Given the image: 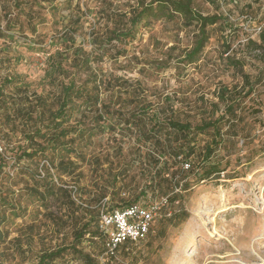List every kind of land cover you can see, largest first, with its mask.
Wrapping results in <instances>:
<instances>
[{
  "label": "rangeland",
  "instance_id": "374dc122",
  "mask_svg": "<svg viewBox=\"0 0 264 264\" xmlns=\"http://www.w3.org/2000/svg\"><path fill=\"white\" fill-rule=\"evenodd\" d=\"M137 1L0 0V88L9 95L21 86L22 98L34 101L38 96L56 109L61 83L73 78L80 85L95 73L102 82L101 102L109 103L111 110L126 115L144 110L147 116L158 114L161 122L172 119L194 126L223 114L222 104L218 109L213 105L220 86L243 85L242 74L222 61L228 55L244 58L243 73L254 84L242 105V119L229 132L222 122L216 146L210 129L197 135L186 162L167 159L161 167L153 161L157 144L153 147L140 137L136 126L120 121V127L119 120H108L105 130L93 128V136L81 144L82 163L68 156L80 163L76 172L58 176L40 157L19 160L24 140L0 109V195L17 208L12 214L6 207L0 225V264H36L42 253L59 247L66 251L53 264L82 263L75 250L88 254L94 264H264V64L255 58L260 51L245 45L264 28V0H195L198 12L222 20L209 28V40L194 64L182 60L194 45L197 26L186 27L178 15L171 20L150 18L134 38L109 44L104 39L105 46L97 47L96 38H104L117 14L128 13ZM105 9L116 16L108 19ZM67 29L73 31V48L89 57L90 69L76 70L73 50L63 52L60 36ZM56 52L63 56L52 62ZM63 58L66 75L52 69ZM9 78L16 81L6 82ZM7 111L13 114L10 107ZM92 116L76 112L68 126L78 120L94 126ZM151 125L147 122L145 128ZM167 134L166 128L157 134L160 144ZM206 145L213 146L211 162L222 171L198 181ZM157 168L160 173H155ZM34 179L39 190L46 184L77 190L72 194L75 205L64 208L61 199L50 197L44 209L25 189L35 185ZM126 203L135 205L134 210H151L153 232L111 254L107 243L115 225L101 226V217L126 210H121ZM180 212L188 214L183 222L168 220ZM76 229L85 230L79 242L74 240Z\"/></svg>",
  "mask_w": 264,
  "mask_h": 264
},
{
  "label": "trees",
  "instance_id": "16d2710c",
  "mask_svg": "<svg viewBox=\"0 0 264 264\" xmlns=\"http://www.w3.org/2000/svg\"><path fill=\"white\" fill-rule=\"evenodd\" d=\"M127 14L128 16H126ZM176 15L181 17L186 27L192 25L197 26L194 45L190 50L185 52L184 59L182 60V62L187 64H194L199 61L209 40V28L217 25L222 20L221 16H205L198 12L195 8V0H150L149 2L139 0L135 6L130 8L128 13L117 14L118 20L115 21L114 28L106 30L104 38L97 37L95 42L98 41L97 47L102 48L105 46V44H103L104 39L106 43L109 44L112 41L134 38L138 27H146L149 25L148 19L165 18L171 20ZM105 16L110 19L116 15L112 16L107 12V9H105ZM2 36L3 34L0 31V37ZM60 39L64 43V53L69 49L73 50L72 64L76 65L78 68L76 70L85 66L87 69H90L89 57H82L79 54L81 50L73 48V31L69 29L65 30L60 36ZM245 45L254 51H260L258 52L259 54H255V58L264 64V28L259 30L256 39L249 38ZM224 47V54H227L229 45L225 44ZM62 56V53L56 52L54 56L50 57V60L54 62L55 57L57 59ZM65 59L66 58L59 59L52 66V69L58 74H69L62 68L60 62ZM222 61L226 62L225 65L227 67L237 70L242 74L243 85L240 89L237 88V85H233L231 88L228 86H220L217 91L218 102L213 105L218 109L219 104H222L224 106L223 114L214 120H204L200 124L194 126L172 119H166L161 122L158 118V114L154 113L147 116L143 112L144 110H139L136 114L131 112L129 115L124 114L120 110H111L109 103L101 102L99 89L102 82H97L96 76H94L95 73L89 74L80 85H77L73 78L66 84L61 83L59 94L55 97L57 104L56 109H52L45 105L38 96H34V101H31L29 97L22 98V96L19 95V91L22 90L21 86L15 87L14 93L9 95H6L2 88H0V109L5 111L7 123L13 124L12 126L14 128H19L21 137L24 140V146L19 148V160L23 158L32 160L34 157H40L46 160L50 166L49 168H52L58 176H71L74 174L79 168L80 163L84 161V156L81 152V144L93 136V128L105 130L106 127H108L105 124L106 121L110 120L113 123L115 119L119 120L117 126H120V121H123L126 127H130L131 125L136 126V132L140 137L147 139L148 142L153 144V147L157 144L155 146V151L158 156L157 158H153L156 165L161 167L167 163V159H173V163L178 164L182 161L186 162L189 156L192 155L197 135L212 129L213 135L215 136L211 141L213 146L221 142L222 122H225V125H227L228 132L235 128L239 120L242 119L240 112L244 100L254 91V84L250 83L249 76L243 73L244 58L238 59L227 55ZM15 79L16 78H9V80L5 79V81L13 83L16 81ZM89 84H91V86H89ZM245 87H247L246 90ZM118 97L119 95L116 96V98ZM76 100L81 101V103H76ZM98 104H100L99 108ZM8 107H10L13 114L7 111ZM86 111L93 113L92 122L94 126H87L85 122L81 120H78L74 126H68L69 120L74 113L79 112L85 116L87 113ZM147 122L152 124L149 129L145 128ZM164 128L168 130V134L165 137L166 140L164 145H162L160 144L157 134ZM171 134L175 136L173 140L171 139ZM213 146L206 145L203 150V154L198 163L202 171L198 176V181H205L211 177L218 176L222 171L217 163L211 162L210 158L214 151ZM69 155H74L80 163L78 164L72 161L68 158ZM42 167H45L44 164ZM1 168L0 166V170ZM45 169H47V173L50 177L49 169L46 167ZM155 173H160L159 168L156 169ZM45 178L46 176L42 179ZM33 183L35 184L34 186L25 189L30 196L35 197V199L40 202V205L44 209L47 208L46 204L50 197L61 199V201L64 202L62 205L64 208L75 205L72 200V194L76 193L77 190H67L66 188L56 187L55 184L41 185L42 190H39L38 180L34 179ZM5 200L6 198L0 195V225L6 219V207H10L12 214L15 213L17 209L14 204H6ZM133 206L135 205L126 203L121 210ZM111 215H113V210L109 214H106V216ZM187 216L188 214L186 212H180L179 214H174L168 220L173 221L178 218V222H183ZM162 217L161 221H166V219ZM101 224V226H103L102 217ZM88 226L89 225L86 226L85 230H87ZM85 230H74V240L79 242L84 237ZM152 232L153 229L150 225L147 235L151 236ZM2 235L3 233L0 231V239ZM130 242L132 241L127 239L117 243L113 248L112 254L115 253V250L119 246H124ZM109 243L110 242L107 243V246ZM65 251L66 247H59L52 251L44 252L38 257V262L36 264H53V262ZM75 252L80 255L83 261L80 264H94V260L88 254L81 250H75Z\"/></svg>",
  "mask_w": 264,
  "mask_h": 264
},
{
  "label": "built area",
  "instance_id": "2783aa9c",
  "mask_svg": "<svg viewBox=\"0 0 264 264\" xmlns=\"http://www.w3.org/2000/svg\"><path fill=\"white\" fill-rule=\"evenodd\" d=\"M131 217L133 221L131 220ZM152 220L151 210H134L132 207L121 212H115L111 216H102L103 226L114 224L115 229L111 233L109 251L112 254L117 243L124 240L138 241L147 235L149 224Z\"/></svg>",
  "mask_w": 264,
  "mask_h": 264
}]
</instances>
